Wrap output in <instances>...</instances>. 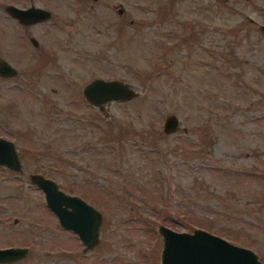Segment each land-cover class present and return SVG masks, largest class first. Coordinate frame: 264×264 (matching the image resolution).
Returning <instances> with one entry per match:
<instances>
[{"label":"rangeland","instance_id":"rangeland-1","mask_svg":"<svg viewBox=\"0 0 264 264\" xmlns=\"http://www.w3.org/2000/svg\"><path fill=\"white\" fill-rule=\"evenodd\" d=\"M13 2L0 0V58L18 72L0 77V138L23 171L0 167V248L27 254L10 264H160V225L264 264V0H36L50 18L26 31ZM94 79L134 96L94 106ZM30 174L101 213L94 248L59 226Z\"/></svg>","mask_w":264,"mask_h":264},{"label":"water","instance_id":"water-1","mask_svg":"<svg viewBox=\"0 0 264 264\" xmlns=\"http://www.w3.org/2000/svg\"><path fill=\"white\" fill-rule=\"evenodd\" d=\"M5 10L24 24H34L50 18L47 9L33 5L26 9L7 5ZM15 75V68L0 58V77L11 78ZM82 94L94 106L123 102L134 96L128 84L103 79L92 80L82 89ZM178 127L179 121L175 115L164 119L162 129L165 133H172ZM0 167L14 172L23 171L14 144L3 138H0ZM29 181L43 193L45 205L56 217L59 226L77 236L83 245V251L98 244L101 213L97 209L80 197L61 191L53 180L41 174H30ZM157 232L162 238L160 264H261L250 249L231 244L201 228L192 232H177L160 225ZM26 254L27 249L23 247L0 248V264L20 261Z\"/></svg>","mask_w":264,"mask_h":264},{"label":"flooded vegetation","instance_id":"flooded-vegetation-1","mask_svg":"<svg viewBox=\"0 0 264 264\" xmlns=\"http://www.w3.org/2000/svg\"><path fill=\"white\" fill-rule=\"evenodd\" d=\"M35 1L36 0H14V2L13 3H9V4H7V5H13V6H15L16 8H19V9H26V8H29L30 6H36L35 5ZM27 3H29L28 5H27ZM7 5H5V7L7 6ZM36 7H38V6H36ZM5 12H6V10H5ZM7 13V12H6ZM8 15V17H9V21L11 22V23H13L14 24V26L15 27H19V28H22L24 31H26L28 28H30V27H33V26H37L38 24H41V23H45V22H47L48 20H45V21H42V22H37V23H34V24H24V23H22V22H20L18 19H16L15 17H13V16H11L10 14H7ZM33 40V41H32ZM30 43L32 44V46L34 47V48H38L39 47V45H38V43L33 39V38H30ZM11 65V64H10ZM12 66V65H11ZM13 67V66H12ZM13 68H15V67H13ZM16 70V69H15ZM18 75V72H17V70H16V75L15 76H17ZM14 76V77H15ZM2 78V77H1ZM11 78H13V77H11ZM3 79H9V78H3Z\"/></svg>","mask_w":264,"mask_h":264},{"label":"trees","instance_id":"trees-1","mask_svg":"<svg viewBox=\"0 0 264 264\" xmlns=\"http://www.w3.org/2000/svg\"><path fill=\"white\" fill-rule=\"evenodd\" d=\"M220 171H223V172H225V169H222V170H220ZM153 204H154V202H153ZM154 206V205H153ZM191 223V222H190ZM196 223H198V222H196ZM196 225H200V224H196ZM206 229H208V228H206Z\"/></svg>","mask_w":264,"mask_h":264}]
</instances>
